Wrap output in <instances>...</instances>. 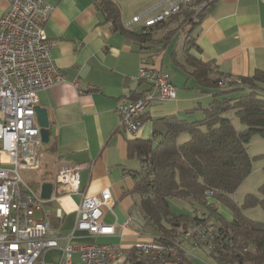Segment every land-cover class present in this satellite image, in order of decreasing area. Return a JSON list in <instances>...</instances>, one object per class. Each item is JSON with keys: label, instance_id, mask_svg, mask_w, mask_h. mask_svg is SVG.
I'll use <instances>...</instances> for the list:
<instances>
[{"label": "crops", "instance_id": "obj_1", "mask_svg": "<svg viewBox=\"0 0 264 264\" xmlns=\"http://www.w3.org/2000/svg\"><path fill=\"white\" fill-rule=\"evenodd\" d=\"M45 1L53 8L43 22V29L54 41L51 56L64 72L66 82L38 91V105L47 109L51 123V141L42 144L38 151L39 184H54L61 166L82 165L80 188L86 195L110 191L112 212H104L103 222L115 224V232L94 235L75 229L80 195L59 192L55 185L53 197L43 202L36 217L50 221L60 246L73 232L74 261L79 258L80 246L91 243L115 244L124 252L137 241L157 236L137 210L135 197L130 193L135 182L133 170L139 167V162L129 157V140L151 138L153 132L159 138L158 134L166 129L163 118L169 115L187 120L203 118L202 109L216 92L210 82L218 75L238 78L252 76L256 71L264 73V3L212 0L196 24H185L189 26L186 33L180 34L183 15L179 13L157 25L151 31V40L140 47L123 33L112 30L110 22L103 21L95 0ZM161 2L144 0L139 12ZM9 8L8 0H0V16ZM142 59L146 67L170 75L176 98L153 102L142 115L141 128L131 134L119 127L115 108L140 96L147 88L138 78ZM193 60L208 64V69L204 73L194 72L200 68ZM76 79L80 82L78 88L72 85ZM230 113L233 111L226 115L231 118ZM27 183L39 193L34 182ZM58 207L62 210L61 218L55 214ZM199 244L193 239L182 243L184 256L193 264H200L201 257L208 255V250ZM62 257L59 248L44 253L49 264Z\"/></svg>", "mask_w": 264, "mask_h": 264}, {"label": "built area", "instance_id": "obj_2", "mask_svg": "<svg viewBox=\"0 0 264 264\" xmlns=\"http://www.w3.org/2000/svg\"><path fill=\"white\" fill-rule=\"evenodd\" d=\"M8 1L9 10L0 16V264H49L44 260V253L50 248H59L63 252V257L51 264H110L123 257L118 245L91 243L80 246L79 258L74 261L73 232L60 246L57 231L50 221L36 217V212L47 200L41 199L21 173L40 167L38 151L42 142L34 108L38 104L39 90L64 83L66 77L52 59L54 41L43 29V22L53 6L45 0ZM208 2L163 0L156 7L132 16L126 26L150 27L183 9L197 13ZM138 78L147 84V88L138 98L122 102L115 108L119 127L131 134L141 128L142 115L153 102L176 98L170 75L164 70L146 67L143 59ZM235 81L238 78L225 75L220 77L218 85L227 87ZM72 85L78 88L79 80H74ZM81 167L61 166L54 183L59 192L80 195L75 229L94 235L113 234L115 224L103 222L104 212H112L110 191L104 189L97 195H86L80 188ZM205 194L210 199L212 192L207 190ZM55 214L62 217L60 207L56 208ZM191 232H195L200 240L213 235L209 225L199 224L169 242L154 237L137 241L132 247L137 253L156 259V264H180L178 251L182 249L183 241L191 237Z\"/></svg>", "mask_w": 264, "mask_h": 264}, {"label": "trees", "instance_id": "obj_3", "mask_svg": "<svg viewBox=\"0 0 264 264\" xmlns=\"http://www.w3.org/2000/svg\"><path fill=\"white\" fill-rule=\"evenodd\" d=\"M95 1L103 21L110 22L112 30L123 33L140 47L151 40V31L160 24L129 29L123 25L119 6L113 0ZM208 1L197 13L181 10L183 20L179 25L196 24L209 8L212 0ZM192 62L200 68L194 72L204 73L209 67L199 60ZM221 76L210 82L216 92L202 109L203 118L187 120L169 115L163 118L166 129L158 134L159 138L153 132L151 138L129 140V157L139 162V167L133 170L135 182L130 193L146 224L157 233L158 241L169 242L196 225L206 224L212 226L213 235L202 243L217 264H264V221L251 219L245 213L255 206L264 212V182L258 194L246 193L241 203L233 200L234 192L251 172L255 158L248 154L247 145L253 135L264 138V73L256 71L252 76L238 77V81L227 87L218 85ZM238 90L242 93L229 96ZM229 111L241 121L242 129L234 127L226 115ZM181 134H187L188 138L179 141ZM207 190L212 192L210 199L205 194ZM171 198L187 201L195 207L193 212L171 211ZM215 200L228 207L229 221L216 214L212 205ZM211 216L216 218V223L211 222ZM191 233L198 239L195 232ZM178 254L180 264H193L182 249ZM122 258L120 264L157 263L133 247L125 250Z\"/></svg>", "mask_w": 264, "mask_h": 264}, {"label": "rangeland", "instance_id": "obj_4", "mask_svg": "<svg viewBox=\"0 0 264 264\" xmlns=\"http://www.w3.org/2000/svg\"><path fill=\"white\" fill-rule=\"evenodd\" d=\"M113 1L119 6V10L122 13L121 21L123 24H125L128 20L131 19L133 13H140L139 11L141 10V4L144 2V0H113ZM184 26L185 24L182 26L185 29L181 28L180 34L186 33L189 28L188 25H186L185 27ZM128 27L136 28V25L132 24ZM241 93L242 91L238 90V91L230 93L229 96L236 97ZM231 119L236 129L240 130L244 127L241 121L238 119V117L234 113L231 114ZM187 138H188L187 134H181L179 137V141H184ZM247 152L249 155L255 158L252 162L251 172L246 177L245 181L243 180V183L239 185V187L233 194V200L237 203H241L243 201L244 195L247 192L258 194L259 186L264 182V138L260 137L259 135H253L247 145ZM21 173H22L23 178L26 181L31 180L32 182L36 184L37 187H40V184H39L40 176H39L38 170H22ZM213 202H214L213 207L216 209L215 210L216 214H218V216H220L223 220L229 221L231 219V212L228 209V207L224 205V203L218 200H215ZM169 207L171 211L175 213H191L193 212L195 208L192 205H190L187 201L183 199H179V198H171L169 200ZM245 213L251 219L258 220V221H264V212L260 206L249 208L245 211ZM215 220L216 218L214 216H211V222L216 223ZM210 227L212 228V226ZM188 239L189 240L193 239L195 241L197 240L198 243H200L199 245H203L202 243L203 240L194 238L192 236V233H191V237L189 236ZM122 259L123 258L120 257L118 260L113 261L110 264H120ZM201 259L203 260H200L201 261L200 264H214L210 255L202 256Z\"/></svg>", "mask_w": 264, "mask_h": 264}, {"label": "water", "instance_id": "obj_5", "mask_svg": "<svg viewBox=\"0 0 264 264\" xmlns=\"http://www.w3.org/2000/svg\"><path fill=\"white\" fill-rule=\"evenodd\" d=\"M35 114L38 125L40 126V136L42 144H48L50 139V119L49 113L45 107H41L38 104L35 106ZM54 184L52 182H43L39 187V195L41 199L48 200L53 192ZM36 191V188L33 187Z\"/></svg>", "mask_w": 264, "mask_h": 264}]
</instances>
